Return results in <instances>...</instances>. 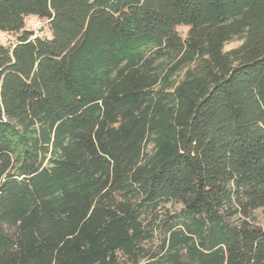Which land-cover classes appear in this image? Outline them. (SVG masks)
I'll return each instance as SVG.
<instances>
[{"label":"trees","instance_id":"1","mask_svg":"<svg viewBox=\"0 0 264 264\" xmlns=\"http://www.w3.org/2000/svg\"><path fill=\"white\" fill-rule=\"evenodd\" d=\"M0 31V264H264V0H0Z\"/></svg>","mask_w":264,"mask_h":264},{"label":"rangeland","instance_id":"2","mask_svg":"<svg viewBox=\"0 0 264 264\" xmlns=\"http://www.w3.org/2000/svg\"><path fill=\"white\" fill-rule=\"evenodd\" d=\"M24 28L27 30H31L34 35L41 36V37H48L49 31L47 26V21L36 16H27L24 20ZM178 34L182 37L186 35L187 27L185 26H177L176 28ZM14 40V36L11 33L1 32L0 31V43L1 44H8ZM241 43L239 38H233L230 41L226 42L224 45V50L228 51L232 48L237 47ZM185 68L178 71L176 73V80H181L184 76ZM258 216V221L260 223L263 222L262 220V212L261 210L256 211Z\"/></svg>","mask_w":264,"mask_h":264}]
</instances>
